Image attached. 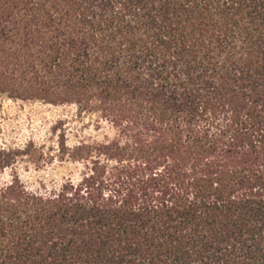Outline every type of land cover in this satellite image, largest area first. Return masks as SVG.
Instances as JSON below:
<instances>
[{"label":"trees","instance_id":"1","mask_svg":"<svg viewBox=\"0 0 264 264\" xmlns=\"http://www.w3.org/2000/svg\"><path fill=\"white\" fill-rule=\"evenodd\" d=\"M0 96L113 132L0 163V264H264V0H0Z\"/></svg>","mask_w":264,"mask_h":264},{"label":"rangeland","instance_id":"2","mask_svg":"<svg viewBox=\"0 0 264 264\" xmlns=\"http://www.w3.org/2000/svg\"><path fill=\"white\" fill-rule=\"evenodd\" d=\"M60 119H63L69 145L75 142L78 135L101 139L103 134L111 136L113 133L104 122L97 128L94 116L77 115L73 106L13 100L0 96V163L7 159H10L11 163H16L12 170L15 168L21 182L28 189H37L40 183L47 187H55L63 179L79 177L81 162L67 159L39 162L31 159L30 152L40 144H44L45 152L53 151L56 134L52 128ZM29 142L32 143L29 152H17ZM35 154L33 152V155ZM32 163L46 164L36 167ZM11 174L10 167L0 170V186L11 180Z\"/></svg>","mask_w":264,"mask_h":264}]
</instances>
